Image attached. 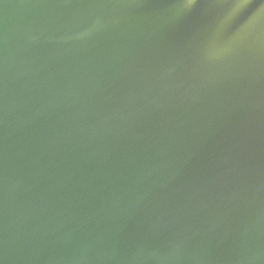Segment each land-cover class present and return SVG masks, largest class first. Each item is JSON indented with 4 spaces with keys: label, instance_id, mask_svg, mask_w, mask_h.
Returning <instances> with one entry per match:
<instances>
[{
    "label": "water",
    "instance_id": "95a60500",
    "mask_svg": "<svg viewBox=\"0 0 264 264\" xmlns=\"http://www.w3.org/2000/svg\"><path fill=\"white\" fill-rule=\"evenodd\" d=\"M0 264H264V0H0Z\"/></svg>",
    "mask_w": 264,
    "mask_h": 264
}]
</instances>
